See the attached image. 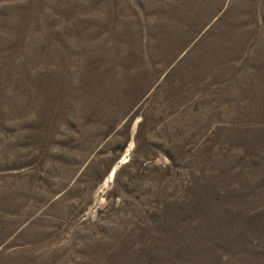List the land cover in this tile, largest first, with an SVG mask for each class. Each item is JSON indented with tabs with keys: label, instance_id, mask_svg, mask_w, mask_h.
<instances>
[{
	"label": "rangeland",
	"instance_id": "1",
	"mask_svg": "<svg viewBox=\"0 0 264 264\" xmlns=\"http://www.w3.org/2000/svg\"><path fill=\"white\" fill-rule=\"evenodd\" d=\"M0 264H264V0H0Z\"/></svg>",
	"mask_w": 264,
	"mask_h": 264
}]
</instances>
